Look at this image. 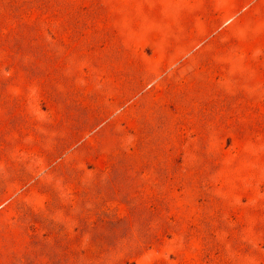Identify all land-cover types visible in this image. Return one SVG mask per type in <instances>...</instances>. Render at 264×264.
I'll use <instances>...</instances> for the list:
<instances>
[{
    "label": "rangeland",
    "instance_id": "rangeland-1",
    "mask_svg": "<svg viewBox=\"0 0 264 264\" xmlns=\"http://www.w3.org/2000/svg\"><path fill=\"white\" fill-rule=\"evenodd\" d=\"M208 1L0 0V264H264V24Z\"/></svg>",
    "mask_w": 264,
    "mask_h": 264
},
{
    "label": "crops",
    "instance_id": "crops-1",
    "mask_svg": "<svg viewBox=\"0 0 264 264\" xmlns=\"http://www.w3.org/2000/svg\"><path fill=\"white\" fill-rule=\"evenodd\" d=\"M208 6L201 15H198L199 19L195 22L197 25L185 26L182 28L183 33L179 40L183 41L181 43L190 41H201L202 39H209L212 36L218 34V31L223 25H227L231 21L237 19L239 15H244L249 13L250 10H257L258 21L264 24V0H210L208 1ZM261 14H263L261 17ZM243 18V17H242ZM244 20V19H243ZM242 20V21H243ZM175 67V66H174ZM174 69V68H172ZM171 68L168 70H172ZM167 73L164 72V74ZM157 74L155 73V76ZM158 79L162 81L164 85L167 82L165 76H160ZM171 86L162 93L161 99L164 101H195L190 99L189 91L184 88V84L181 82L174 86L173 82L169 83ZM150 92L146 91L144 95L137 94L136 99L145 98V101H153ZM155 101H159L155 99Z\"/></svg>",
    "mask_w": 264,
    "mask_h": 264
}]
</instances>
